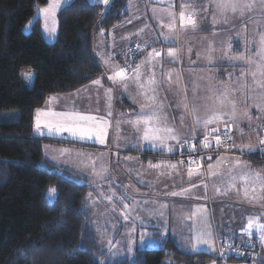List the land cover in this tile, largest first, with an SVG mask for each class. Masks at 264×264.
I'll list each match as a JSON object with an SVG mask.
<instances>
[{
  "label": "trees",
  "instance_id": "1",
  "mask_svg": "<svg viewBox=\"0 0 264 264\" xmlns=\"http://www.w3.org/2000/svg\"><path fill=\"white\" fill-rule=\"evenodd\" d=\"M126 1L110 0L108 6H102L71 0L57 11V31L50 43L42 36L38 18L31 22L28 33L23 30L48 0H0V111H19L16 121L0 122V264L249 261L221 257L219 252L217 257L206 252L186 253L170 239L163 240L158 249H135L131 257L107 260L87 210L89 184L47 162L41 146L51 140L32 136L35 110L49 95L71 93L101 75L92 49L93 34L121 22ZM27 73H32L30 80L25 79ZM257 153L253 162L264 164V154L258 159ZM50 186L56 188L53 199L46 195ZM164 259L171 261L165 263Z\"/></svg>",
  "mask_w": 264,
  "mask_h": 264
},
{
  "label": "crops",
  "instance_id": "2",
  "mask_svg": "<svg viewBox=\"0 0 264 264\" xmlns=\"http://www.w3.org/2000/svg\"><path fill=\"white\" fill-rule=\"evenodd\" d=\"M88 2L90 1L88 0ZM185 2L194 5L195 10L200 14L201 17L204 16L205 10L207 11V18L202 19L201 21V27L206 31L198 33L188 32L187 34L181 33L179 35L178 41L172 43L163 42V38L160 36V33H166L167 29L162 28L161 25L166 24L169 20V3L174 4V7H172L170 10L174 11L178 16L179 12L181 11V6ZM93 4L101 5V3ZM211 4L212 0H207V3L205 4L199 2L198 0H164L163 3L157 2V0H127L124 6L126 14L121 22L117 23L109 30H104L106 32L98 31L99 29L94 32L96 36L101 38L105 37V45L111 44L113 46L112 58L117 60L115 66L119 67H122V64L125 62L124 52L126 48L130 45H143L145 40H150L153 42H151L149 47L145 48L143 53H140L139 63L146 58L147 52L151 51L152 48L163 49L165 53V60H167L168 58L166 57V50L168 47H193V51L191 53H188L187 51L182 53V63L180 61H177L176 63L165 62L163 64L162 70L159 66L156 70L157 78L162 81L163 84V90L159 93V98L165 104L164 113L168 116L170 123L172 122V118H175V126L180 130L182 135L187 134L190 136L193 126L192 117L190 115H185L183 108L178 107L182 96L187 94L189 98H191L194 92H203L208 87H214L215 83L213 82L215 81H222L221 86H225L226 80L229 79V75L226 72H222L218 69V66L227 67L232 65L226 60L219 59L225 50V44L222 42H226L230 35L233 36V51H231L229 55L236 56L240 54L242 50L244 52L245 37H247L249 41H253V38L256 37L257 28L253 26L252 35L250 32V24L247 25V32L241 33L238 38L232 34V31L236 28V26H233V23L231 22L237 18L235 15H238L233 14L229 24L218 25L217 29L215 30V32L218 33V38L212 40L209 35L212 27L208 26V17L213 19V12L215 9L214 6L209 7ZM153 9H155V12ZM189 10L191 11L192 9ZM39 20L41 23V32L44 40L51 42L55 39L56 33L53 35L54 37L46 40L43 34V23L41 19ZM128 21H131V23H128ZM146 22H148L149 25L147 28H145V25H143L142 28H145L144 33L139 36L133 35L139 29H141L139 26L142 23L145 24ZM94 34L93 38H95ZM120 37L121 41L118 39ZM123 37L125 39H123ZM126 37H128V39H126ZM201 37H206V39L201 40ZM157 38L159 39L157 40ZM110 39L114 41H110ZM123 40H125V43L121 45ZM235 42L236 44H241L238 49L234 47ZM209 44L214 45L215 56L217 58L215 64L213 65L218 68L214 67L213 72H210V68L207 67L209 64H207V61L203 58V55H201L199 58L197 56V53H203V50L207 48ZM92 49L95 56L96 51L93 42ZM249 50L254 53L256 52L254 42L250 43ZM190 60L195 61V63H190ZM246 64L247 63L244 61H236L235 63V65L239 66ZM250 65L253 64H248V66ZM238 69L239 68L236 70ZM169 71L172 73L171 82H169L167 79V73ZM239 71L241 70L239 69ZM233 73L238 74V72ZM107 74L110 75L111 70H107L106 75ZM213 74L216 75L213 76ZM246 80L249 89L248 95L251 97V99H249L247 105L241 104L238 108L240 111H243V109L247 107L248 111L251 113V110L255 109L253 102L256 100L257 92L255 90V84L252 81L253 79L250 73ZM101 82L104 86L103 89L109 87L113 88L111 108L112 127L109 129L107 142L104 145H100L94 143L93 141L73 140L68 136L67 133L59 136L55 134L48 135L46 129L44 130L45 134L40 135L34 131L33 119L32 136L36 139L51 140L50 142H43L41 146L42 156L47 162L57 169L70 172L71 174L79 177H83L84 175L77 171L80 169V167H71V169H68L61 165H57V162H60L59 160L62 159V157H59L57 153L65 149L71 151L69 156L64 157L73 158L77 163L76 165H78V158L76 156L77 153L91 155L97 161L103 160V163L109 168L110 174L108 177H111L113 174L119 176V174L121 175L122 173V178H125L126 182L124 183L122 181L121 184L124 185H120L124 192L130 194L131 198L133 197V193H131L133 192L132 188H136V195L134 197L140 199H130L129 203H132V209L136 211V213H139L140 217L143 216V220L146 219L148 222H150L152 224L151 226L157 224L161 225L159 228H154L156 232H153V234L156 235L155 238L161 239L160 244H162L163 240L170 239L179 249L186 253H194L190 250L192 243L195 242L193 239V227L196 230L201 229L199 217L196 218L195 224L193 223L192 219L187 218L193 211H197V209L201 206L207 209L208 220L206 227L210 228V230L214 233V247L216 250L209 251L206 245H200L196 252H206L217 257L219 255L216 248L217 239L244 242L249 237L242 233V229L247 224V218L249 216L259 217L260 222L264 223V215H262L264 214V206H262L260 202H249L248 200L244 199L243 193L240 190L242 185L239 180H237L236 187L231 190L228 195H218L215 192L216 187H220L222 189L225 187V183H223L222 180L227 181L230 168H232L234 173H239L240 169H235L231 164V160L234 157L240 159L242 166L250 165L251 171L253 173L259 172L264 174V164L259 165L253 162L255 153L258 152V159H261L260 156L264 154V151H262L264 149H262V146L258 143L260 134L255 118L252 120V127L249 126V120L247 118L240 120V128H233L231 133L233 143L236 145H252L254 146L253 151H248L245 149L243 152H241L240 148L237 147L232 148V151L229 154L217 155L223 157L224 162H218L216 159L217 156L212 157L211 161L206 159L202 164L204 176L193 177L189 182V178L187 176L188 166L186 164L177 170H170L167 168L151 170L148 168L149 162L153 164L161 162L173 164L178 163V161L173 160L169 156L182 151L181 149L174 148L172 153H166L160 149L153 150L147 142H144L143 147H140L138 133L126 123H121L119 125L117 124V121L121 118V114H127L128 118H134L133 114L138 113L140 111L141 105L145 103L143 97L136 96L135 102H133V99L130 98L131 96H135V85H130V91H124L122 87L112 85V83L108 80V76L107 80ZM90 84L91 82L84 85L82 88ZM77 90L67 94L49 95L46 100L50 96H59L62 99L59 103L54 104V109L56 111L70 110L73 105V101L70 103V100H65L63 98L68 97L69 94H74ZM91 94V98H75L76 108L78 110L82 108L80 111H88L94 115L107 117L108 110L105 106L104 91L99 92L97 89L93 88L91 90ZM45 106L46 105L44 102V104L39 109H43ZM102 106L103 112L101 111ZM207 106H212V102L207 101ZM65 107H68V109ZM182 115H185V121L183 125L181 124ZM215 126L216 125H211L210 127ZM219 127L221 130H223V124L219 125ZM253 128H257V131H253ZM240 129H243V136L240 134ZM197 132L199 133L197 139H203V128H198ZM170 143L174 144L175 142L170 141ZM118 144L119 148H117ZM133 145H135V147ZM126 157H131L132 159L126 160ZM56 160L58 161L56 162ZM209 163L214 165L213 171L220 172V176L210 177L207 175ZM161 172H171V175H160ZM140 180H143L144 183H140ZM204 183L208 184L207 198H205V189L202 186ZM116 184L118 185L117 182ZM192 184H198L201 185V187L193 188L192 192L185 196L172 197L170 195H165V193H170L172 191L179 192L183 188H190ZM257 191H259V188ZM145 194L148 195L144 197ZM145 201H148V203H145ZM165 203L167 204V208L162 207V205ZM149 212H155L157 215L150 216ZM160 212L164 213L163 217L158 215ZM165 221L167 222L166 229L163 227ZM160 233H163V235H160ZM252 236L257 238L256 254L248 262H228L218 259L207 264H260V260L264 258V246L259 243L255 230H253Z\"/></svg>",
  "mask_w": 264,
  "mask_h": 264
},
{
  "label": "snow or ice",
  "instance_id": "3",
  "mask_svg": "<svg viewBox=\"0 0 264 264\" xmlns=\"http://www.w3.org/2000/svg\"><path fill=\"white\" fill-rule=\"evenodd\" d=\"M65 0H48V4L45 7H40L38 9L39 14L44 18V32L45 34L51 36L56 33V15L57 11L64 6ZM93 3H101L105 6L110 4V0H92ZM157 2L163 3L164 0H157ZM214 6L215 11L213 12V27L217 24H229L231 22V17L228 13L239 14L241 18L245 17L246 14L252 13L254 10H258L260 18L264 19V0H212V4L209 7ZM174 7V4L169 3L168 5V16L169 20L166 24H162V28H166L167 32H161L160 36L163 38V42L172 43L178 41L179 35L181 33L187 34L188 32L198 33L206 31L201 27L202 19L207 18V11L205 10L204 16L201 17L200 14L195 10V6L185 2L181 6V11L178 16L174 11L170 9ZM189 9H192L191 11ZM155 12V9H153ZM251 19V17H249ZM51 22V26H49ZM131 23V21H128ZM148 26L145 25V28ZM145 28L139 29L135 36H139L144 33ZM259 28V24H257ZM246 31V26H245ZM215 31L212 35H217ZM239 32L235 33L238 38ZM258 37V39H257ZM128 39V37H126ZM159 38H157L158 40ZM206 39V37H201V40ZM233 36H229L225 44V50L219 57L220 60H226L229 64L235 65L236 61H244L247 64H255V71H252L250 75L252 76L253 83L256 85L257 89H264V32L257 31L256 37L253 41H249L245 37V47L244 52L231 56L229 53L233 51ZM150 40H145L144 44H137L135 49H128L125 56L128 57L132 53H143L145 48L149 47ZM258 44V48L255 55L250 57L247 55L249 51L250 43ZM187 51L191 53L193 51L192 46L188 47H168L165 53L163 49L152 48L151 51L147 52V56L140 63L132 67V60L126 59L125 66H112L111 60L112 56H109L104 60L106 66H109L111 74L108 75V80L114 86H120L124 91H130V85L134 84L136 88L135 96H131L135 102L136 96L143 97L145 103L140 107L138 113H134V118H128L127 114H121V118L117 121V124L126 123L130 125L137 133L138 139L140 141V147H143L144 142H147L149 146L153 149H160L166 153H172L174 148H179L181 150L187 149L188 160H187V176L189 182L193 177H203L204 172L202 170L201 161L203 157L196 155L199 150H215L219 147L237 148L239 147L241 152L245 149L248 151H253L254 146L252 145H236L235 143H230L232 141V131L233 128H240V120L247 118L249 120V126L252 127L253 116L248 111L247 107L243 111H238V107L241 104L247 105L251 97L248 95V84L247 76L249 73L242 72L240 75L243 79H238L236 81H231V77L234 73H229L230 83L225 86L215 84L214 87H208L203 92H194L193 96L189 98L187 94L182 96L180 104L178 107L183 108L185 115H190L193 119V126L190 136L187 134H181L180 130L175 126V118H172L170 123L168 116L164 113L165 104L160 100L159 93L163 90L162 81L157 78V67L159 66L162 70L163 64L176 63L177 61L183 62L182 53ZM203 55V58L207 61V64L213 65L216 62L215 47L213 44H209L207 48L203 50V53H197L198 58ZM190 63H195V61H189ZM257 74H259V79H257ZM216 74H213L215 76ZM32 73L25 74V79H31ZM167 79L171 82L172 73L169 71L167 73ZM103 87L101 79H96L91 81L90 85L85 86L82 89H78L74 94H69L68 97H64L65 100H72L73 105L70 110L56 111L54 109V104H57L62 99L59 96H50L45 101V108L36 109L34 117V131L40 135H44V130H47L48 135H62L67 133L69 137L73 140L80 141H93L96 144L104 145L107 142V137L109 135V129L112 127L111 117H112V93L113 88H104L105 95V106L107 108V117H102L99 115H94L91 112L80 111L76 108L75 98L81 97L85 93H89L93 88L100 89ZM199 87V86H198ZM207 101L212 102V106H207ZM253 106L257 108L258 115L255 117L257 120L264 119V94H259L258 100L253 102ZM185 115L181 116V124H184ZM223 124V132L219 125ZM211 125H216L215 127H210ZM203 128L204 135L203 139L200 140V149L197 145L193 143L199 136L197 132L198 128ZM253 131H257V128H253ZM240 134L243 136V129H240ZM175 142L174 144L170 143ZM213 142L215 148L213 147ZM258 143L264 146V138H258ZM135 147V145H133ZM119 148V144L117 145ZM183 154V151L182 153ZM47 155V153H46ZM65 155H70L67 149L61 150L59 157H64ZM78 158V165L83 168H91V174L98 180L107 179L110 172L109 168L100 162L97 165L95 158L91 155H86L83 153L76 154ZM127 159H132L131 157H126ZM218 162H224V158L217 156ZM208 161L212 160V156L207 157ZM184 161L181 160L176 164L173 163H156L153 164L149 162L148 168L151 170H159L161 168H167L170 170H177L184 165ZM231 164L235 169H240L239 173H234L232 168L229 169L227 181L225 187L222 189L220 187L215 188V192L218 195L226 196L231 190L236 187L237 180L240 181L242 187L241 191L243 193L244 199L249 202H260L264 206V174L259 172L253 173L251 171L250 165H241L239 158H232ZM214 165L209 163L207 175L210 177L220 176L219 171H213ZM160 175L170 176L171 172L164 173L161 172ZM144 183L143 180L139 181ZM111 183V182H110ZM203 188L205 189V198H207L208 184L204 183ZM201 185L192 184L190 188H183L181 191H172L170 193H165V195H170L172 197L185 196L192 192L193 188H199ZM259 188V191L257 189ZM56 194V188L50 186L47 190L46 195L51 197ZM104 199L109 202L112 201L115 195L112 192L111 195H104L101 193ZM92 194H89V199H91ZM199 198V197H197ZM119 199V198H118ZM123 199H127L125 195ZM95 203V201H92ZM148 203V201H145ZM163 208H167V204L162 205ZM129 209L128 203H123V211L121 215L124 217L125 221L129 220L127 210ZM149 215H157L155 212H149ZM159 216L163 217L164 213H158ZM264 215V214H262ZM199 217V222L201 224V229L196 230L194 227L192 229L194 235V243L191 245V251L196 252L200 245H206L209 251H215L214 243L215 236L210 228L206 227L208 214L207 209L203 206L193 211L187 219H192L193 223H196V218ZM142 227H145L143 223ZM161 225H153L154 228H159ZM163 227L167 228V222L165 221ZM253 230L258 237L259 243L264 246V223L260 222L259 217L249 216L247 218V224L242 229V233L251 238ZM135 231V229H133ZM163 235V233H160ZM150 239L148 232H141L140 234V244L143 246L147 240ZM133 241L129 242L127 248V254H133ZM158 243V242H154ZM224 247L220 250V256L224 257L227 251L232 250L236 252V255L242 256L244 253L240 251L238 247H234L233 244L227 240L223 241ZM109 252L111 253L116 245L112 243L111 239L108 241ZM251 245H245L248 247ZM134 264V261L132 262ZM260 264H264V258L260 260Z\"/></svg>",
  "mask_w": 264,
  "mask_h": 264
},
{
  "label": "rangeland",
  "instance_id": "4",
  "mask_svg": "<svg viewBox=\"0 0 264 264\" xmlns=\"http://www.w3.org/2000/svg\"><path fill=\"white\" fill-rule=\"evenodd\" d=\"M70 1L71 0H65L64 5ZM89 1L92 2V0H89ZM47 4H48V2H47ZM47 4L45 6H47ZM101 5L105 6L103 4H101ZM45 6H43V7H45ZM228 15H229V17H231L233 14L231 12H229ZM235 16H237V18L231 22V23H233V26H236V28L232 31V34L235 35L236 32H239L240 34L243 32L244 33L247 32V28H248L247 25L248 24H250V32L252 35H253V26H255L257 28V24H259V28L256 29V33H257V31L264 32V19L260 18L259 14H258V10H254L252 13L246 14L245 17H243V18H241L239 16V14L235 15ZM249 17H251V19H249ZM35 18L41 19L43 26H44V18L39 14V12H37L35 17L30 22H28V24H26V26L24 27L23 30L25 33L29 32L31 22ZM208 20H209L208 26L212 27V29L210 30V33H209L210 38L212 40H215L218 38V36L212 35V33H213V31H215L217 29L218 25H220V24H217L215 27H213V19L211 17H208ZM143 25L148 26L149 23L148 22H146L145 24L142 23L139 27L142 28ZM49 26H51V22H49ZM55 26L57 27V25H55ZM245 26H246V31H245ZM98 31L106 32L102 29H99ZM134 32H135V30H134ZM43 34H44V37L46 40H49L52 37H54L53 36L54 34L51 36L45 34L44 27H43ZM94 36H95V38H93L92 42H93V45H94L95 51H96L95 57H96L97 61L99 62L100 66L102 68L101 75L99 77H97L96 79L99 78V79H101V81H104V80H107V76H108V74L106 75L107 70L110 71L109 66L105 65L104 60L107 59L109 56L113 57V51H112L113 46L111 44L105 45V42H106L104 39L105 37L101 38L99 36H96L95 34H94ZM118 39L121 41V37ZM123 39H125V38L123 37ZM110 41H114V40L110 39ZM52 42H53V40L50 43H52ZM124 43H125V40L122 41L121 45H123ZM240 46H241L240 43L236 44V42H235V45H234L235 48L238 49V47H240ZM255 48H256V50L258 48V44H256V43H255ZM242 52H243V50L241 51V53ZM247 55L252 57V55H255V53L252 52L251 50H249V53H247ZM110 63L112 66H115L117 63V60L112 58ZM207 67L210 68V72H213L214 67L215 68L219 67L218 68L219 70H221L222 72H226L227 74L233 73V72H238V74L236 73V74H234V76L231 77V81L243 79L240 75L242 72L251 73L252 71L255 70V64L250 65V66H248V64L242 65V66L231 65V66H227V67H221V66L216 67L215 65H208ZM237 68H239L241 71H239V69L236 70ZM259 78H260L259 74H257V79H259ZM213 83L221 85L222 81H215ZM229 83H230V78L228 80H226L225 84L228 85ZM103 87L98 89V91L103 92L104 91ZM255 90L257 92L256 100H258L259 94H264V89H257L256 85H255ZM91 96H92V94L90 91L89 93L83 94L81 97L82 98H84V97L91 98ZM70 103H72V100H70ZM65 108L68 109V107H65ZM80 110H82V108H80ZM101 111L103 112V106L101 107ZM238 111H240L239 108H238ZM258 114L259 113H258L256 107H255V109L251 110V115L253 116V118H255ZM18 116H19V111H17V110L0 111V122H13V121L17 120ZM256 125L258 126V130L260 133L261 132L260 128H262L264 126V119H261V120L256 119ZM262 149H264V148H262ZM49 150H52V149H49ZM59 153H60V151H59ZM59 153H57L58 156H59ZM69 153L71 154V151H69ZM65 156H69V155H65ZM52 159H54V158H52ZM57 161L58 160H56V162ZM59 161L60 162H57V165H61V166L68 168V169H71V167L72 168L80 167V169H78L77 171L84 175L83 177H80V181H82V183L85 182V183L89 184V191L87 194V210L90 213V219H91V222H92L95 234H96L98 245L102 250L105 251L107 260L114 261L117 259H122L123 257H126V256L131 257V255L127 254V248H128L130 241L134 242L132 245L134 250L135 249H142V248L158 249L159 247H161V245H162V244H160L161 239L155 238L156 235L153 234V232H156V230L154 229L153 226H151L152 224L150 222H148L146 219L143 220L144 217L143 216L140 217V214L136 213V211H134L132 209V203H129V200L130 199L135 200V199H140V198L134 197L136 195V188L135 187L132 188L133 189V192H131V193H133L132 198H131L130 194L123 191L121 185H124V184H121V182L123 181L125 183L126 179L122 178V173H121V175L119 174V176L113 174V175H111V177H108L107 179L98 180L95 177H93V175L91 174V168L90 167L89 168H83L81 166L76 165L77 163L73 158L62 157V159ZM96 162H97V165H99V163L103 162V160H100V161L96 160ZM58 163H60V164H58ZM116 182L118 183V185L116 184ZM112 192H114L115 195L113 196V199L111 202L104 199V197L101 195V193H104V195H111ZM90 193L92 194L91 199H89ZM125 195L127 196V199H123V197ZM147 195L148 194H145L144 197H146ZM53 197L54 196H51V197L48 196V198H50V199H53ZM92 201H95V203H93ZM123 203L129 204V209L127 210V214L129 216L128 221H125L124 217L121 215V212L123 211ZM142 223H143V225L146 224L145 227L141 226ZM133 229H135V231H133ZM141 232H148L150 235V239L147 240L143 246L140 244ZM109 239H111L112 243L116 245V248L113 249L111 253L108 250ZM154 242H158V243H154ZM170 261H171L170 259H164L165 263H169Z\"/></svg>",
  "mask_w": 264,
  "mask_h": 264
},
{
  "label": "built area",
  "instance_id": "5",
  "mask_svg": "<svg viewBox=\"0 0 264 264\" xmlns=\"http://www.w3.org/2000/svg\"><path fill=\"white\" fill-rule=\"evenodd\" d=\"M130 48L135 49L136 45H132L128 49H130ZM128 49H127V51H128ZM126 59L133 61L132 67L134 68L135 65L138 64L140 61V53L139 54L132 53L128 57L125 56V61H126ZM124 66H125V63L122 65V67H124ZM221 132H223V131H221ZM261 138H264V126L261 128ZM193 143H195L197 145V148L200 149V140L199 139L194 140ZM213 147L215 148V145H213ZM230 149L231 148L226 149L225 147H219V148H216L214 151L213 150H199L196 155L203 157V159L201 161V164H203L209 155L214 156L217 154H229ZM181 153H182V151L178 152L176 154H173L172 156H169V157L178 161V162L183 160L185 162L184 164L187 165V160H188V155H189L187 152V149L183 151V154H181ZM232 244L234 247H238L240 249V251H242L244 254L242 256H238V255H236L235 251L229 250V251H227L226 255L233 256V257H236L239 259L250 260L256 254L257 239H255L254 237L248 238L247 240H245L242 243H232ZM245 245H251V246L245 247ZM223 247H224L223 241L218 240L216 242V248H217L219 253H220L221 248H223Z\"/></svg>",
  "mask_w": 264,
  "mask_h": 264
}]
</instances>
